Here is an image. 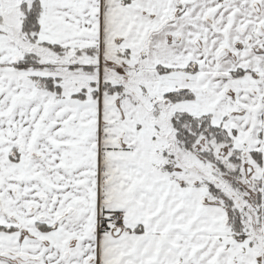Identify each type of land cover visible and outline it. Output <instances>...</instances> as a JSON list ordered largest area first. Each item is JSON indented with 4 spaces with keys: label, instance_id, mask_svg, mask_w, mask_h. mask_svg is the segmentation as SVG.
I'll list each match as a JSON object with an SVG mask.
<instances>
[{
    "label": "snow or ice",
    "instance_id": "obj_1",
    "mask_svg": "<svg viewBox=\"0 0 264 264\" xmlns=\"http://www.w3.org/2000/svg\"><path fill=\"white\" fill-rule=\"evenodd\" d=\"M0 264H264V0H0Z\"/></svg>",
    "mask_w": 264,
    "mask_h": 264
}]
</instances>
